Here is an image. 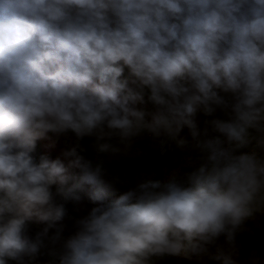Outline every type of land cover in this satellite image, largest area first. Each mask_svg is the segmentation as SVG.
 <instances>
[{
    "label": "clouds",
    "instance_id": "obj_1",
    "mask_svg": "<svg viewBox=\"0 0 264 264\" xmlns=\"http://www.w3.org/2000/svg\"><path fill=\"white\" fill-rule=\"evenodd\" d=\"M217 108L233 114L211 121L228 147L199 139L196 113ZM185 127L207 153L187 186L149 180L117 195L76 148L33 155L37 141L52 147L49 133L68 131L95 135L101 152L119 151L105 137L145 130L183 147ZM250 130L264 147V0H0V264H32L45 248L53 264H149L208 254L221 235L234 246L264 203V162L233 154ZM57 197L96 205L59 248ZM30 223L45 227L33 238ZM211 258L236 264L222 249Z\"/></svg>",
    "mask_w": 264,
    "mask_h": 264
},
{
    "label": "trees",
    "instance_id": "obj_2",
    "mask_svg": "<svg viewBox=\"0 0 264 264\" xmlns=\"http://www.w3.org/2000/svg\"><path fill=\"white\" fill-rule=\"evenodd\" d=\"M125 75H127V69L125 70ZM147 95L148 90L145 89L146 101ZM221 95H224L227 100L231 101L230 94L221 93ZM140 106L141 105H138V107ZM143 109L149 112L155 111V107L151 103L144 104ZM224 113H228L233 116L230 109L222 108H217L212 115H205L203 111H198L196 113L194 119L201 133L199 137L200 140L211 139L214 137V134L211 133V121L214 119L221 120ZM146 119H150V116L146 117ZM49 136L52 137L54 145L57 148L64 150L65 152L76 148L78 154L80 155V151H82L85 155L91 158L98 159L109 165H117L120 169L128 170L140 169L146 167L149 163H151L152 157L157 151L158 139L160 137H156L146 130L124 142H121L120 138L117 135H113L110 138L105 137V139L103 141H99V143H110L114 147L118 148L119 151L101 152L98 149V141L95 135L77 138L73 132L68 131L61 134L49 133ZM179 137L185 139L187 141V144L183 147H179L178 150L186 151L189 147L197 145V141L192 138L187 127H185L181 131ZM40 145V141H37V148L35 153H33L37 162H39V157L43 155ZM174 161L175 159H173L172 162ZM105 179L113 184L114 188L116 189L117 195L123 194L129 190H134L127 187L124 183H115L110 179ZM53 191H55L54 188ZM56 199L58 203H63L66 209V216L62 221V228L67 239L71 235L75 234V232L78 230V228L73 224V220L71 217L73 201L69 200L65 202L59 197H57ZM252 220L253 218H245L241 225L237 228L235 232L234 246L229 245L226 241V237L224 235H221L214 241L213 244L207 246L209 249L208 254L185 255L184 253H181L180 255L152 256L150 258L149 264H222L221 261L211 258L218 249H222L225 252H231L232 258L234 259L236 264H260L261 261H264V258H254V246L248 242V238L253 236L258 244V247L261 249V251H264V231L254 229L252 227ZM254 224L258 228L262 226L259 224L258 220H256ZM43 228V224L30 223L28 234L30 237L34 238L35 235L38 232L42 231ZM46 244L48 245V248L52 247L50 243ZM47 251V248L42 249L41 255L38 257L48 264H53L51 257L47 254ZM55 264H58V261L55 262Z\"/></svg>",
    "mask_w": 264,
    "mask_h": 264
},
{
    "label": "rangeland",
    "instance_id": "obj_3",
    "mask_svg": "<svg viewBox=\"0 0 264 264\" xmlns=\"http://www.w3.org/2000/svg\"><path fill=\"white\" fill-rule=\"evenodd\" d=\"M233 116L228 114V113H224L222 115V119L221 120H230L232 119ZM211 128H212V132L214 134V137L219 136L222 140L225 141V147H228L229 145L227 144L226 138L223 137L220 133L216 132L213 129V126L211 124ZM251 136L253 137V139L251 140V142L247 145L248 147H250L251 145L257 143V140L261 138L262 134L255 131V130H250ZM160 138H166L168 140H172V142L176 145L177 148H179L180 146L177 145L176 140H173L169 137H167L166 135H161L159 137ZM177 139H180V137H178ZM50 142L49 141H40V146H41V151L43 152V155H48L50 158L55 159V158H61V159H65L64 158V150H61L59 148H57L55 145L52 147H46V145H48ZM193 151L197 154H200L202 156H205L207 158V153L201 151V149H199L197 146H193V147H189L188 151ZM81 155L86 159L92 162L93 167L99 165L101 166V168L104 171V177L107 179L112 180L115 183H124L127 187L132 188V189H137L138 186L141 183H145L149 180L151 181H159L157 178V174L154 172L155 170H157L159 167L164 166L166 164H169L173 161L172 158H168L167 156L165 157H161L158 155V152L156 151L155 154L152 157V161L151 163H149L146 167L140 168V169H135V170H128V169H120L117 165H109L106 164L98 159H94L91 158L87 155H85L82 151ZM262 152H264V148H262ZM236 151L233 153L234 155ZM239 154L242 153V151L239 149L238 151ZM151 166H154V169L152 171H149L148 169V176L142 177L141 176V172L145 169V168H149ZM187 176L188 174H185L181 177H179L177 179L178 183L184 184L185 186H187ZM162 185V184H161ZM163 186V185H162ZM264 205V203L258 205L257 210L253 212V214L249 217V218H253L252 220V227L254 229H257L259 231H264L262 229H259L255 226L254 224V218L256 217H264V215H262L259 211V209L261 208V206ZM96 205H94L92 202H90L87 197H82V199L80 201H73V207L71 210V217L73 220V224L78 228L77 225V221L80 219H83L85 217H87L91 211V209L93 207H95ZM45 227V225H44ZM73 227V226H72ZM55 234V230H50L49 232V237H51L52 235ZM63 240H66L65 234L62 231L61 233V241L59 243H57L55 245L56 248L60 247V244H62ZM248 242L251 243L254 246V253H258V252H264L261 251V249L258 247V244L256 242V240L254 239L253 236L248 238ZM45 243H50V239H46ZM51 246L53 247V245L51 244ZM7 264H17L16 261H11L9 260L7 262ZM32 264H48L47 262H45L44 260H42L41 258H37L35 261L32 262ZM190 264H196V263H190ZM260 264H264V261H261Z\"/></svg>",
    "mask_w": 264,
    "mask_h": 264
},
{
    "label": "built area",
    "instance_id": "obj_4",
    "mask_svg": "<svg viewBox=\"0 0 264 264\" xmlns=\"http://www.w3.org/2000/svg\"><path fill=\"white\" fill-rule=\"evenodd\" d=\"M262 148L258 143L251 145L250 147L245 146L239 148L242 153L241 154H255L258 159L264 162V152H262ZM239 149L236 150V155H240L238 153ZM158 155L161 157H170L175 156V161L164 166L159 167L154 172L157 174V178L159 182L164 185L167 184L171 180H176L185 175L189 174L192 171L199 168L202 164L207 162V158L200 154H197L193 151H184L178 150L176 145L172 142V140H168L166 138L158 139V148H157ZM152 171L154 166L149 168H145L141 172V176L145 177L148 176V170ZM260 213L264 215V205L261 206L259 209ZM255 259H262L264 258V252H258L254 254Z\"/></svg>",
    "mask_w": 264,
    "mask_h": 264
},
{
    "label": "crops",
    "instance_id": "obj_5",
    "mask_svg": "<svg viewBox=\"0 0 264 264\" xmlns=\"http://www.w3.org/2000/svg\"><path fill=\"white\" fill-rule=\"evenodd\" d=\"M176 148H177V147H176ZM177 149H178V148H177ZM168 158L175 159V156H170V157H168ZM254 220H255V221L258 220V221H259V224L262 225L259 229L264 230V217H256V218H254ZM255 221H254V223H255ZM257 228H258V227H257Z\"/></svg>",
    "mask_w": 264,
    "mask_h": 264
},
{
    "label": "water",
    "instance_id": "obj_6",
    "mask_svg": "<svg viewBox=\"0 0 264 264\" xmlns=\"http://www.w3.org/2000/svg\"><path fill=\"white\" fill-rule=\"evenodd\" d=\"M143 107H144V105H141V106H140V108H142V109H143Z\"/></svg>",
    "mask_w": 264,
    "mask_h": 264
}]
</instances>
